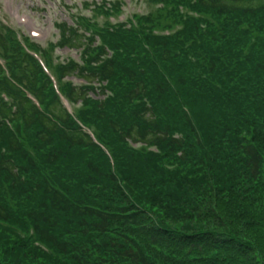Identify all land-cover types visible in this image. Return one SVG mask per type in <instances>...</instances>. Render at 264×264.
<instances>
[{"label": "trees", "instance_id": "trees-1", "mask_svg": "<svg viewBox=\"0 0 264 264\" xmlns=\"http://www.w3.org/2000/svg\"><path fill=\"white\" fill-rule=\"evenodd\" d=\"M144 1L0 22V264H264V0Z\"/></svg>", "mask_w": 264, "mask_h": 264}, {"label": "rangeland", "instance_id": "rangeland-1", "mask_svg": "<svg viewBox=\"0 0 264 264\" xmlns=\"http://www.w3.org/2000/svg\"><path fill=\"white\" fill-rule=\"evenodd\" d=\"M115 2L118 0H105ZM124 1L123 13L119 16L107 18L100 14L96 7L102 0H0V22L9 24L19 32L31 38L43 48H49L50 43H57L59 31L56 24L67 22L73 25L75 18L85 16L100 24L124 22L134 14L158 12V8L144 0H120ZM167 20H161L164 26ZM55 63L72 58L79 60L80 53L66 48H57L52 52ZM76 84L81 81L72 79Z\"/></svg>", "mask_w": 264, "mask_h": 264}]
</instances>
